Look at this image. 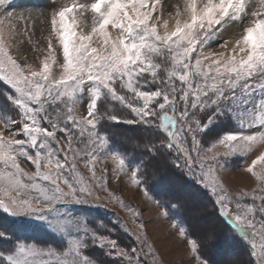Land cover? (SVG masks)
Returning a JSON list of instances; mask_svg holds the SVG:
<instances>
[{
  "label": "snow or ice",
  "instance_id": "6c2138e0",
  "mask_svg": "<svg viewBox=\"0 0 264 264\" xmlns=\"http://www.w3.org/2000/svg\"><path fill=\"white\" fill-rule=\"evenodd\" d=\"M50 3L25 17L0 0V264H158L142 210L108 186L121 174L171 218L195 264H264V0ZM25 43L33 63L15 54ZM102 158L111 174L96 171ZM237 163L255 184L232 193L218 172ZM181 178L228 229L211 248L241 244L246 261L215 259L204 242L214 232L193 235L172 202ZM102 201L136 231L106 219Z\"/></svg>",
  "mask_w": 264,
  "mask_h": 264
},
{
  "label": "rangeland",
  "instance_id": "374dc122",
  "mask_svg": "<svg viewBox=\"0 0 264 264\" xmlns=\"http://www.w3.org/2000/svg\"><path fill=\"white\" fill-rule=\"evenodd\" d=\"M12 2L14 7L9 9V11H14L17 16L23 13L25 17H27L29 13L35 15L39 11H43L45 15H47L53 6H58V4H51L50 0H12ZM58 2L62 3L63 0H58ZM168 2H172V0H166V3ZM13 22H15V20ZM42 29H45L43 34L41 32ZM46 29L47 25L41 23L40 18H37L36 36L33 39L39 40L42 46L44 45L43 35H46ZM216 48L217 45L213 44L212 47L206 51H212ZM15 54L19 55L21 59L27 55L29 63H33L37 55V53L31 50V46L27 43ZM77 113L85 114L86 106L84 104L78 105ZM125 128L126 126L113 127V131L115 132L114 139L116 141H121L123 139L126 134ZM127 135H132V133L127 132ZM105 165L109 170V174H111L113 165L110 160H105L104 158H102V163L96 165V171L98 173L101 172L102 167ZM22 166L26 169L29 168V165L24 162H22ZM78 167L85 176L88 175L83 164L78 163ZM218 175L232 193L240 189H251L255 184L254 179L243 170V166L239 163L226 171L218 172ZM108 186L126 203H130L134 207L142 210L141 215L145 221L148 241L153 245L159 256L158 264H161V262L162 264H195V261L187 256L189 250L186 241L182 240L177 235V229L171 227V218L166 219L162 216H158L157 213L159 209L149 204V202L144 199L141 192L131 187L127 177L122 174L119 177H114L110 180ZM155 192L159 194L158 190ZM98 194L101 196L106 195L104 192H99ZM174 199L185 205L180 211L183 212L184 220L188 221V227L194 235L214 232L215 238L204 242L208 243L211 255H213L215 259H230L232 253L234 255V252H236L235 259L237 261H246L244 260L247 257L246 251L238 248L236 244H223L219 250L211 248V245L215 244L216 240H223L221 231L224 232V230L221 221L218 220L216 213L212 209L211 201L204 195L203 191L198 186L184 184L183 181H181V185H178L173 192V200ZM102 203L110 210L106 213V218H109L111 214V219L115 220V217L112 216V213L115 211L124 224L127 225L129 231H136V223L133 222L125 209H122L118 204L110 201H102ZM73 207L89 218L97 216V212L95 210H89L87 206ZM100 213L103 214V209L100 210ZM31 234V232L25 233V235ZM2 245L3 242H0V246ZM241 252H243V254Z\"/></svg>",
  "mask_w": 264,
  "mask_h": 264
},
{
  "label": "trees",
  "instance_id": "16d2710c",
  "mask_svg": "<svg viewBox=\"0 0 264 264\" xmlns=\"http://www.w3.org/2000/svg\"><path fill=\"white\" fill-rule=\"evenodd\" d=\"M111 131L113 132V133H115L114 131H113V128L111 129ZM118 141V140H117ZM127 150L128 151H132V148H131V145H128V147H127ZM139 154V150H137V155ZM181 181H183L182 180V178H181ZM151 181H149V183H150ZM154 195H156L157 196V198L159 199V198H161L160 197V195L158 194V193H156L155 191H154ZM172 202H178V201H176L175 199L172 201ZM108 209V208H107ZM114 211V210H113ZM115 212V211H114ZM116 213V212H115ZM111 214L109 215V218H106V219H108V220H112L111 219ZM217 218H218V220H220V218L217 216ZM221 221V220H220ZM184 222L188 225V221L187 220H184ZM221 223H222V228H223V230H224V233H227L228 232V229H227V227L224 225V223L221 221ZM193 233V232H192ZM120 235V241H121V243L122 244H131L133 241L126 235V234H124V233H120L119 234ZM194 235V234H193ZM237 245V247L238 248H240V249H244L245 250V248H244V246L243 245H241V244H236ZM246 251V250H245ZM235 253L236 252H234V255H233V253H232V256L230 257V259H232V258H235ZM242 254H243V252H241ZM247 253V252H246ZM244 260H246V259H244Z\"/></svg>",
  "mask_w": 264,
  "mask_h": 264
}]
</instances>
